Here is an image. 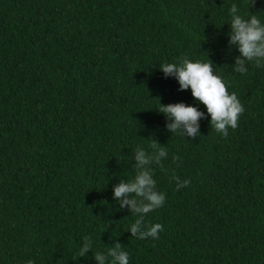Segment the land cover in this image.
Returning <instances> with one entry per match:
<instances>
[{
    "label": "trees",
    "instance_id": "obj_1",
    "mask_svg": "<svg viewBox=\"0 0 264 264\" xmlns=\"http://www.w3.org/2000/svg\"><path fill=\"white\" fill-rule=\"evenodd\" d=\"M233 3L264 22V0H0V264H98L117 243L129 264H264V68L234 70ZM185 57L243 105L226 137L210 116L167 131L160 104L197 106L159 70ZM155 142L165 203L144 221L163 230L140 240L113 188Z\"/></svg>",
    "mask_w": 264,
    "mask_h": 264
},
{
    "label": "clouds",
    "instance_id": "obj_2",
    "mask_svg": "<svg viewBox=\"0 0 264 264\" xmlns=\"http://www.w3.org/2000/svg\"><path fill=\"white\" fill-rule=\"evenodd\" d=\"M230 28L227 33L229 46H235L239 55L235 57L234 70L244 76L247 66L254 64L257 68H264V22L251 14L245 18L233 3L229 9ZM165 77L171 76L179 84V90L190 89L197 106H186L184 103L160 104L159 113L163 114L169 122L167 131L171 134L179 133L183 138H198L199 121L210 116V127L221 136L226 137L229 129H236L244 107L234 92H229L226 84L214 72L213 64L210 62L192 61L182 58L177 62L163 63L160 66ZM206 107V112L199 111L198 106ZM154 151L146 152L142 148L135 150L134 159L137 169L134 177L129 181L121 182L113 188V199L118 201L119 208L127 207L132 215L136 217L130 225L129 231L132 237L144 240L146 238H158L163 230L159 223L148 225L145 216L159 208L165 203V194L156 188L151 165L160 164L162 159L167 158L166 147L159 146L156 142L151 146ZM180 160V157H174ZM176 180V188L180 190L187 187L188 180ZM91 249L90 242L85 238L78 256L85 257ZM98 264H129V254L117 243L114 247H108L106 254L96 253L93 257Z\"/></svg>",
    "mask_w": 264,
    "mask_h": 264
}]
</instances>
